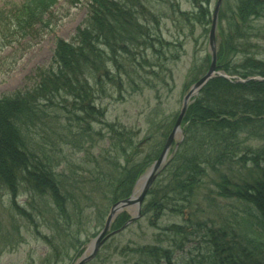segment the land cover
Here are the masks:
<instances>
[{
	"label": "rangeland",
	"instance_id": "rangeland-1",
	"mask_svg": "<svg viewBox=\"0 0 264 264\" xmlns=\"http://www.w3.org/2000/svg\"><path fill=\"white\" fill-rule=\"evenodd\" d=\"M118 1L100 0L105 6L95 23V30L100 35L101 31H108L107 12L114 9L113 3ZM239 1L245 2L221 1L214 34V70L199 89L192 87L213 63L210 28L218 0H139L138 3L132 0L127 2L128 6L124 5L126 10H114L122 19L123 29H118L116 35H122L123 43H118L106 57L108 72L103 78L104 89L98 91L95 103L83 111L76 104L80 101L66 88L73 82L70 80L73 75L66 81V87L60 82L51 92L53 100L45 99L47 107L41 108L38 101L27 102L37 100L33 96L37 83L57 65L59 58L55 53L59 40L76 45L73 40L78 28L81 35L87 28L93 30V22H87L92 1L58 0L44 11L45 14L42 13L43 20H37V16L31 17L25 9L29 5L37 6V0H0V99L9 98V104L14 105L17 103L15 95L21 97V109L16 114L20 121L0 124V264L76 263L80 254H84L92 240L103 231L113 205L120 201H110L111 192L130 188L131 196L140 195L142 179L163 152L171 135L164 165L140 207L137 208V204L123 206L116 211L113 222L121 213L134 219L123 229L112 225L96 257L84 264H121L132 258L122 251L124 245L153 244L157 240L163 246L171 245L178 255L183 254L185 248L184 255H188V249H193L197 243L194 241L203 239L195 221L201 222L205 229L223 216L234 220L235 214H246L249 207L255 210L258 202L264 207V188L261 186L257 198L237 200L220 196L215 187L220 174L210 167L198 181L199 188L196 187L198 190L190 207L186 206L181 212L162 211L156 226L150 223L156 208L143 213L145 203L156 195L152 187L159 178L162 182L158 188L169 183H177L178 188L186 186L182 184L181 175L185 179L189 167H194L189 158L191 153L182 151L180 154V175L175 182L168 165L188 138L186 127L194 129L200 124L201 117L197 120L192 115L195 110L189 119L187 117L191 105L205 97L203 88L217 78L233 80L219 63L231 58L235 62L252 58L254 62L264 63V0L251 5ZM200 2L210 12L206 17L197 7ZM223 10L239 25L242 40L226 41L221 48L219 28L233 27L227 18H221ZM240 12L249 14L244 15L249 20L244 31L240 25L246 21L238 17ZM130 18L137 19L149 30L147 37L150 38H141L135 31V21ZM205 18H211L209 25L205 24ZM109 29L113 30L112 27ZM127 32L137 38L128 37ZM235 33L233 28L231 34ZM74 57H80V52L72 55ZM86 74L89 81H93L90 74ZM252 80L264 81V76L254 75ZM58 95L64 99L58 98L55 104L53 101ZM205 99L213 108L218 105L214 103V94L209 100ZM221 100L224 102L227 98L221 96ZM223 102H219L222 108L214 111L215 116L208 117L210 123L231 118L232 112L227 110L230 101ZM257 126L261 127V124ZM250 141L256 146L252 151L258 161L255 165L261 168L251 166L246 172L238 168L249 188L254 181L264 184V139ZM244 146L242 143L236 152ZM154 150L160 151L157 157L131 179L132 171L125 168L130 169L147 157H153ZM5 155L12 163L6 164ZM222 167L229 171L226 166ZM101 169H106L111 181L104 176L100 182L104 188L100 190L92 177ZM158 193L162 194L161 191ZM178 197L170 203L180 207L184 201H179ZM190 215L192 219H189ZM173 223L187 225L191 241L188 239L174 246L173 241L177 240H171L175 236L166 230ZM262 236L264 238V226Z\"/></svg>",
	"mask_w": 264,
	"mask_h": 264
},
{
	"label": "trees",
	"instance_id": "trees-1",
	"mask_svg": "<svg viewBox=\"0 0 264 264\" xmlns=\"http://www.w3.org/2000/svg\"><path fill=\"white\" fill-rule=\"evenodd\" d=\"M57 1L58 0H37L36 9L30 5L25 9L28 10V14L31 17L37 16V20H43V15L48 11L46 9ZM90 1H92V8L90 10V20H87V22H93L91 27L95 30V23H97L99 15L101 16L100 12L104 10L105 6L100 0ZM130 1L132 0H121L113 3L115 8L107 12L109 24L108 31L104 30L106 33L101 31L100 35L98 31L95 30V32L87 28L81 35L78 28V34L75 40H73L76 45L71 44V42L67 40L60 39L55 53V56L59 58L57 60V65L46 72L44 76H41L33 93V96L36 97L37 100L30 99L27 103L31 104L38 101L41 108L47 107L48 105L45 99L53 100L54 94L52 93L58 88V84L63 82L66 87V81L73 75L74 78L70 79L73 80V82L69 83L66 88L68 91L70 90L72 92L76 100L80 101L76 103L78 107H81L83 111H87L89 109L88 106L91 107L92 104L95 103L98 91L104 89L103 78L108 72L105 67L106 57H109L111 49H116L118 43H123L121 41L122 35L119 34L118 37L116 35L118 29H123L121 27L123 26L122 19L118 18L114 10H126L124 5L128 6L127 2L130 3ZM133 1L134 3H138L139 0ZM243 1L245 2H239L243 5L247 3L250 5L258 4L257 0ZM197 7L201 9L200 14H205V17L210 14L209 10L203 7L202 2H200ZM133 9L134 8H130L129 10ZM43 12L44 14H42ZM244 15L249 16L248 13L244 14V12L238 14V17L241 16V18L246 21L244 24L240 25L243 31L249 22ZM221 18H227V22L233 25L231 29H229V27L219 28L220 34L222 35L220 36L221 48L224 43L227 44L226 41L236 40L240 42V40H242L241 30L238 27L239 25H236L237 22L235 19L233 18L230 20L231 17H227L224 10ZM130 19L135 21L136 33L138 35L140 34L141 38L147 37V31L149 30L144 29L143 26L138 23L137 19ZM210 22L211 18H205V24L209 25ZM109 27H112L114 31H110ZM233 28L234 31H236L235 34H231ZM93 32L95 33L93 34ZM132 34L131 32H127L128 37L137 38ZM119 46L123 48V45L119 44ZM229 46L234 48L232 43H229ZM78 52H80V57L72 58V55ZM83 52H85V54ZM84 57L86 59H84ZM219 65L220 67L222 66L230 76L236 75L237 78L249 80L250 76H264V63H259V61L254 62L252 58L244 59L242 62H235L234 59L231 58L225 62L219 63ZM75 70L78 71L75 73ZM86 72L90 74V78L93 79V81H89L90 79L87 77ZM235 80L237 79L229 80L226 78H217L210 81L203 88L202 92L208 100L209 97L214 94L216 98V102L214 103L218 104L215 108H213L211 104L206 103L204 96L202 99L196 100L189 108L187 118L189 119V116L195 110L192 115L197 120L198 117H201L200 124L197 125L198 128L194 129L186 127L188 138L184 145H181L182 147H180L176 156L168 165V168L174 182L177 181V176L180 175L181 163L178 159H180L182 151L191 153L189 158L192 159L194 167H189V172L185 173L187 175L185 179L183 178V174L181 175L182 184L186 185L184 188H178L176 186L177 183L160 185L161 187L158 188L162 179L159 178L157 180V184L154 185L152 190L156 195H152V199H150L148 203H145L143 210V213H147L152 211L153 208H156L154 217H152L150 221L152 225L156 226V221L164 210L181 212L186 206L190 207V204L195 200V191L198 190L196 187L198 186L199 188L198 181L201 177L203 178L206 171L211 168H213L211 170L217 171V174H220V180L215 182V187L219 191L220 196L235 198L237 200H245L249 199V197L257 198L259 196V187L261 186L264 188L263 182L260 184L256 181H254L251 184L252 187L249 188L247 182L243 180L244 174L240 173L238 169H245L246 172L248 167L251 166H256L259 169L261 168L255 165L258 161L255 159L256 156L252 151L256 146L250 140L260 141V139H264V132H262L261 128H264V81L254 82L252 78L247 82H238ZM221 96L227 98V100L223 102ZM15 98L17 103L14 105L13 103L9 104V98L0 99V124L4 122L13 123L14 120L20 121L21 118H18L16 114L21 109L19 107L21 97L20 95H15ZM58 98L64 99L60 95L59 97H55L53 103L56 104ZM228 101H230V106L227 110L232 112L230 113V115H232L231 118L210 123L208 117H214L216 114L214 111H217L218 108H222L220 103L222 104L223 102L225 104ZM201 121H203L202 124L205 127L201 126ZM258 123L261 124V127L257 126ZM242 143H245V146L241 151L236 152L241 148ZM163 144L164 142L161 144L160 149ZM159 152L160 151L154 150L153 157H147L146 160L130 167V169L126 167V171H132L133 175L131 179L138 176L140 172L142 173L157 157ZM249 153L250 155H248ZM5 157L6 155L3 156V158ZM183 157L185 156L183 155ZM5 162L6 164L12 163V160L7 156ZM222 166H226L229 171L224 170ZM105 170L106 169L98 170L92 177L93 182H96L95 185H97L100 190L102 187L104 188V186L100 184L104 176H108L109 181H111L110 175L108 172H105ZM261 178L259 180H261ZM57 187L59 189V186ZM243 189H246V192L250 190L252 193L247 192L246 194ZM59 191L61 190L59 189ZM160 191L162 194L158 193ZM130 192V188H125L124 190L120 189L119 193L112 191L109 200L115 202L119 199H123L128 197ZM105 195L107 194H104V196ZM176 196H179V201H184V204L180 207L174 202L170 203V200L176 198ZM158 209L161 211L158 212ZM245 212L246 214L243 215L235 214L234 220L229 216H223L217 223L205 229L202 228L201 222L195 221L196 225L199 226L198 230L203 233V239H196L194 241L197 243L194 244L193 249L192 247L188 249V255H184V252H186L185 248L182 249L184 251L183 254L178 255L176 249L171 245L163 246L159 243V240L153 244L128 243L123 246L122 251L132 258L125 260L121 264H264V238L262 236L264 207L258 202L255 210L252 211L249 207ZM129 217L127 213H121L113 222V226H121ZM189 219H192L191 215ZM255 224L257 227H254ZM166 230L175 236L171 239L177 240L173 241L174 246L188 239L191 241L187 225L173 223L168 226ZM202 243H205V245L203 246ZM57 261L58 257L56 256V263Z\"/></svg>",
	"mask_w": 264,
	"mask_h": 264
},
{
	"label": "water",
	"instance_id": "water-1",
	"mask_svg": "<svg viewBox=\"0 0 264 264\" xmlns=\"http://www.w3.org/2000/svg\"><path fill=\"white\" fill-rule=\"evenodd\" d=\"M222 0H218V3L216 5V8L214 10V19L212 22V27L210 30V46H211V50L212 52V58H213V63L211 68L209 69L208 72L205 73V75L199 79L192 88H198L200 86H202L205 82V80L207 78H209L212 74H213V70H214V59H215V40H214V34H215V28L217 26L216 21H217V14H218V9L220 6ZM197 90V89H196ZM192 94V92L189 94V96ZM179 121L176 123V127L179 125ZM172 136V135H171ZM171 136L168 138L166 145L164 146V150L161 153V155L158 157V159L154 162V164L152 165V167L150 168V170H148V172L146 173V175L144 176V178L142 179V183H141V189H140V195H138L137 197L131 196L129 198L123 199L121 201H119L118 203H116L115 205H113L114 207L112 208L111 213L108 215L107 220H106V224L103 228V231L92 240V242L89 245V249L91 250V254L90 257L93 256L99 249L101 243L109 236L107 233V230L109 229L111 222L113 220V218L115 217V213L116 211H118L119 209H121L123 206L127 205V204H137V208L140 207L141 202L143 201L146 192L148 190V188L150 187V185L152 184V182L154 181L157 173L159 172V170L161 169V166H163L164 161L166 160V156H167V150L169 147V144L171 142ZM140 215V212L139 214ZM134 218H131V220H133ZM130 220V221H131ZM88 257L86 258L85 255L81 258H79L76 263L74 264H83L85 261H87Z\"/></svg>",
	"mask_w": 264,
	"mask_h": 264
},
{
	"label": "bare ground",
	"instance_id": "bare-ground-1",
	"mask_svg": "<svg viewBox=\"0 0 264 264\" xmlns=\"http://www.w3.org/2000/svg\"><path fill=\"white\" fill-rule=\"evenodd\" d=\"M152 189H153V187H152ZM148 190H150V187L148 188ZM102 244H103V243H101V245H102ZM101 245H100V247H101ZM100 247H99V248H100ZM90 254H91V250L88 248V249L85 251L84 254H83V253L80 254V257H79V258L83 257L84 255H85L86 258L88 257L87 261L84 262V263H86V262L92 260L94 257H96L97 252H96L93 256H91V257H90ZM84 263H83V264H84Z\"/></svg>",
	"mask_w": 264,
	"mask_h": 264
}]
</instances>
